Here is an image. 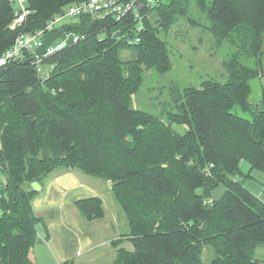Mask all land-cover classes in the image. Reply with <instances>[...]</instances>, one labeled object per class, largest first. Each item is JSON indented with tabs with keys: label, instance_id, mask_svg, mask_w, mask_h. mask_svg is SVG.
Wrapping results in <instances>:
<instances>
[{
	"label": "trees",
	"instance_id": "1",
	"mask_svg": "<svg viewBox=\"0 0 264 264\" xmlns=\"http://www.w3.org/2000/svg\"><path fill=\"white\" fill-rule=\"evenodd\" d=\"M76 1L30 0L28 22L11 30L14 7L0 0V53ZM155 1L141 33L132 22L88 18L51 33L48 43L68 28L87 37L52 55L45 78L28 58L0 70V264H37L30 253L43 218L32 183L57 167L112 182L129 226L114 264H264L255 252L264 199L245 184L264 174V85L251 100L264 72V0H192L206 14L203 27L235 52L223 62L226 80L176 89L164 117L136 108L133 96L146 72L173 68L161 33L181 16L200 24L190 0ZM76 205L89 220L103 216L100 197ZM125 239L133 250L119 247Z\"/></svg>",
	"mask_w": 264,
	"mask_h": 264
},
{
	"label": "crops",
	"instance_id": "2",
	"mask_svg": "<svg viewBox=\"0 0 264 264\" xmlns=\"http://www.w3.org/2000/svg\"><path fill=\"white\" fill-rule=\"evenodd\" d=\"M257 80L261 89L264 85V72ZM176 128L182 132L185 129ZM103 181L62 167L55 168L42 180L40 194L33 200V206L36 213L46 210L49 214L38 215L43 218V222L38 225L39 239L30 253L35 263L63 264L72 261L73 264H114L118 251L115 241H119L129 231L118 234L114 230L115 226L124 225L126 216L112 191V182ZM105 190L108 195H114L119 207L107 200L103 194ZM218 195L219 191L215 193V196ZM90 197L101 198L104 210L102 217L89 220L76 205L77 201ZM123 243L132 245L125 239L119 247ZM255 252L256 257L264 260V243L257 245Z\"/></svg>",
	"mask_w": 264,
	"mask_h": 264
},
{
	"label": "rangeland",
	"instance_id": "3",
	"mask_svg": "<svg viewBox=\"0 0 264 264\" xmlns=\"http://www.w3.org/2000/svg\"><path fill=\"white\" fill-rule=\"evenodd\" d=\"M211 1L207 0L209 3ZM188 14L193 19H196L200 25H193L185 17L181 16L168 33H161L162 37L167 39L170 44L173 68L165 74H159L154 70L146 72L140 90L133 96V105L136 108L164 117L166 112L172 109L173 105L165 106V104L171 102L176 89L182 90L186 86H198L204 79L226 80L227 73L223 67V62L232 56L235 52L234 49L228 42L218 44L216 37L203 27L209 23L206 14L192 0H190L188 6ZM102 36L104 37V35ZM123 55L129 58L131 54L130 51H124ZM251 83V100L255 102L260 96V85L257 78L253 79ZM77 173L91 179L103 181L98 177L86 175L80 171H77ZM258 174H254L255 178L253 175V178L247 179L245 184L253 193L264 199L262 183L264 174L262 176ZM220 192L221 189L219 194ZM103 194L107 200L113 201L118 206L116 200H114V195H108L106 190ZM110 208L108 205V209ZM36 214L48 216L49 212L44 210L39 213L37 211ZM124 221V225L115 226L114 230L118 234H124L129 231L126 217H124ZM123 244L122 246L128 250L133 247L130 243ZM210 257H212V254H204L205 261H209Z\"/></svg>",
	"mask_w": 264,
	"mask_h": 264
},
{
	"label": "built area",
	"instance_id": "4",
	"mask_svg": "<svg viewBox=\"0 0 264 264\" xmlns=\"http://www.w3.org/2000/svg\"><path fill=\"white\" fill-rule=\"evenodd\" d=\"M14 7V18L9 27L16 30L23 27L33 14L30 8V0H5ZM155 0H79L66 6L59 13L51 15L44 25L34 31H23L17 35L13 45L6 51L0 53V70L10 62L28 60L35 66L37 74L45 78L48 76L54 64L47 60L55 53L80 43L87 35L75 29H64L61 36L53 38L48 43V36L55 31L74 24L79 18H88L112 23H120L127 26L129 22L134 23L139 33L145 28L146 19L150 18L148 9ZM138 36L136 42H140ZM5 180L0 178V216L3 213L2 198Z\"/></svg>",
	"mask_w": 264,
	"mask_h": 264
},
{
	"label": "water",
	"instance_id": "5",
	"mask_svg": "<svg viewBox=\"0 0 264 264\" xmlns=\"http://www.w3.org/2000/svg\"><path fill=\"white\" fill-rule=\"evenodd\" d=\"M32 187H33V189H34L35 191H40V189H41V185H40V183H39L38 181H34V182L32 183Z\"/></svg>",
	"mask_w": 264,
	"mask_h": 264
}]
</instances>
